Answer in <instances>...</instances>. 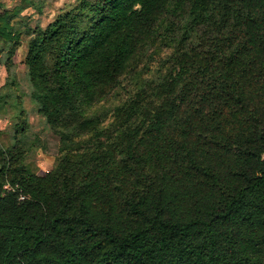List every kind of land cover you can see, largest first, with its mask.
<instances>
[{"label": "trees", "instance_id": "1", "mask_svg": "<svg viewBox=\"0 0 264 264\" xmlns=\"http://www.w3.org/2000/svg\"><path fill=\"white\" fill-rule=\"evenodd\" d=\"M29 5L0 13L4 65L23 33L61 146L44 174L17 143L3 157L0 264H264V0H78L12 23Z\"/></svg>", "mask_w": 264, "mask_h": 264}, {"label": "rangeland", "instance_id": "2", "mask_svg": "<svg viewBox=\"0 0 264 264\" xmlns=\"http://www.w3.org/2000/svg\"><path fill=\"white\" fill-rule=\"evenodd\" d=\"M26 2L31 5L20 9L12 19L13 22L11 20L12 23L45 26L60 11L66 10L78 0H0V13L18 7L21 3L25 5ZM25 41L26 37L21 33L20 44L11 56L7 69L4 65L6 51L12 43H0V166L7 151L17 143L22 148L24 163L32 171L44 174L53 168L61 141L59 135L46 123L44 116L37 112L38 107L31 99L27 67L23 62ZM166 47L161 45L158 51L168 53L170 49ZM22 122L23 129L20 127Z\"/></svg>", "mask_w": 264, "mask_h": 264}, {"label": "built area", "instance_id": "3", "mask_svg": "<svg viewBox=\"0 0 264 264\" xmlns=\"http://www.w3.org/2000/svg\"><path fill=\"white\" fill-rule=\"evenodd\" d=\"M21 198H23V197H21Z\"/></svg>", "mask_w": 264, "mask_h": 264}]
</instances>
